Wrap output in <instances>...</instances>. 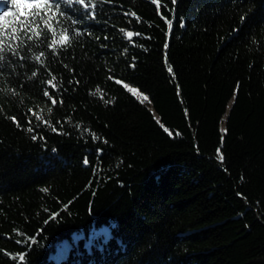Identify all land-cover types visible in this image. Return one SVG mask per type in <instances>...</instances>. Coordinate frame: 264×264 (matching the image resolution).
<instances>
[{"label":"trees","instance_id":"16d2710c","mask_svg":"<svg viewBox=\"0 0 264 264\" xmlns=\"http://www.w3.org/2000/svg\"><path fill=\"white\" fill-rule=\"evenodd\" d=\"M7 1L0 264H264V0Z\"/></svg>","mask_w":264,"mask_h":264},{"label":"snow or ice","instance_id":"6c2138e0","mask_svg":"<svg viewBox=\"0 0 264 264\" xmlns=\"http://www.w3.org/2000/svg\"><path fill=\"white\" fill-rule=\"evenodd\" d=\"M12 2L15 4L18 2V0H12ZM54 3V0H26L25 4L23 5L24 8L28 9L30 11V17L32 18V21L31 22H34V18L38 15H40V12L43 11L44 7H48L49 10H50V7L51 5ZM68 3H76V4H79L81 5L85 12H87V10L89 8H92V9H95L96 5H97V0H68ZM152 3L153 4H156L157 7L159 8L160 6V0H152ZM177 3V0H172V4L175 5ZM43 6V7H41ZM55 7L57 10H59L60 8V5L57 3L55 4ZM8 13H4V15H7ZM90 15H93V18H94V13H89ZM21 15H25V13H21ZM125 15H131V16H136V14L133 12V13H125ZM244 20V17L242 16L241 17V21ZM22 24V28L21 30H23V25H24V22L21 21L20 22ZM75 23V21H74ZM166 23L168 24V27L169 29H171L172 27V23L170 20H166ZM33 31H35V29H32ZM15 31V30H13ZM121 31L123 32L124 30L121 29ZM4 33L2 31H0V36H2ZM38 34V33H37ZM75 35H80L79 32H76ZM125 35L128 37V38H132L134 33L131 32V31H127L125 33ZM135 35H140L139 33H135ZM71 39L72 37L69 36V34L67 33V30H65L64 32H62L58 37H54L52 39V43L53 44H59V45H68L70 42H71ZM105 39H107V37H105ZM4 44H5V41L4 40H0V64H2L5 60H6V57L5 55H3L2 53H4L5 51V47H4ZM8 47L10 48L11 45H8ZM12 55L13 56H18L21 60L25 59V57H22V56H19V53L13 51L12 52ZM44 52H40L38 55H35L34 59L37 63H41V58L44 57ZM169 72H172V69L171 67H169L168 69ZM37 75L36 71H33L32 72V76L35 77ZM110 79H112V77H109ZM57 80V77L55 75H52L51 76V79L45 81V83H47L48 85H50L53 89L56 88V85L54 83V81ZM116 83L117 84H120L121 81L120 80H116ZM125 87L127 88V90L129 92H131L132 94H137L138 90L135 89V88H131V87H128L127 85H125ZM100 90L97 89V92H99ZM44 96L48 97L50 100H51V103L53 105H56L57 104V99H54L52 97V95L50 94L49 91H44ZM143 99L145 101H147L149 98L144 95ZM59 103H63V100H60ZM49 111H51V109H49ZM41 117L37 116V119H40ZM13 122L14 123H17L19 125V121H16L15 118H13ZM170 136L173 135V133L165 128L164 129ZM29 131H31V129H29ZM218 155L220 156V159L221 161H223V155L221 153H219V150H218ZM46 191V189H45ZM21 241H17V243H20ZM25 259V256L23 254H21L19 256V260L20 261H24Z\"/></svg>","mask_w":264,"mask_h":264},{"label":"rangeland","instance_id":"374dc122","mask_svg":"<svg viewBox=\"0 0 264 264\" xmlns=\"http://www.w3.org/2000/svg\"><path fill=\"white\" fill-rule=\"evenodd\" d=\"M8 1L7 0H0V15L1 13L7 9V6H8ZM135 96L139 99H142L143 96L137 92V94H135ZM95 236H99V233H96ZM93 237V235H91V238ZM90 241L88 240L87 243H89Z\"/></svg>","mask_w":264,"mask_h":264},{"label":"water","instance_id":"95a60500","mask_svg":"<svg viewBox=\"0 0 264 264\" xmlns=\"http://www.w3.org/2000/svg\"><path fill=\"white\" fill-rule=\"evenodd\" d=\"M234 102H235V98L230 102L229 110H228V114H227V116H226V119L229 117V114H230V111H231V109H232V107H233V105H234ZM155 118H156V116H155ZM156 119H157V121H158V118H156Z\"/></svg>","mask_w":264,"mask_h":264},{"label":"bare ground","instance_id":"6f19581e","mask_svg":"<svg viewBox=\"0 0 264 264\" xmlns=\"http://www.w3.org/2000/svg\"><path fill=\"white\" fill-rule=\"evenodd\" d=\"M156 118H158V117L156 116Z\"/></svg>","mask_w":264,"mask_h":264}]
</instances>
